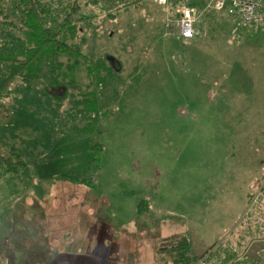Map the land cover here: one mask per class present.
Returning a JSON list of instances; mask_svg holds the SVG:
<instances>
[{
  "label": "rangeland",
  "instance_id": "rangeland-1",
  "mask_svg": "<svg viewBox=\"0 0 264 264\" xmlns=\"http://www.w3.org/2000/svg\"><path fill=\"white\" fill-rule=\"evenodd\" d=\"M68 1L45 0L56 18ZM79 1L90 16L62 38L80 54L16 75L0 101V264H167L158 250L178 237L198 259L242 234L232 264L248 263L264 211V31L207 10L199 35L169 37L166 5Z\"/></svg>",
  "mask_w": 264,
  "mask_h": 264
},
{
  "label": "trees",
  "instance_id": "trees-1",
  "mask_svg": "<svg viewBox=\"0 0 264 264\" xmlns=\"http://www.w3.org/2000/svg\"><path fill=\"white\" fill-rule=\"evenodd\" d=\"M189 3L192 2L188 1V3L185 4ZM181 4H184L181 0H168L166 6L169 11V9ZM80 8L81 4L79 0H69L63 8L64 12L62 11V15L56 18V16L52 14L53 8L49 6L45 0H14L13 9L15 13L12 15L6 9L4 0H0V26L8 30L13 29L19 33V37L15 39L18 41L14 48L12 43H14L15 40L13 38L10 40L8 39L9 42L11 41L10 43L7 42L5 38L3 45L0 46V65L5 63L8 65L6 70L0 68V101L16 75L30 77L29 71L31 68L33 67L35 70L40 63L44 64V59L49 56L55 57L60 54L73 56L75 53L80 54L78 48H75L71 43L62 38V34L68 29H75L76 21L90 16L88 14L75 15L74 13ZM203 22H205V20H203ZM177 37L185 38L182 36ZM8 38H11V36ZM115 66H119L118 62ZM4 109L5 108H1V114L3 116L6 115V113L3 112ZM13 162L16 164L13 165ZM12 163L6 160L5 170L17 171L23 165L20 159L12 161ZM75 180L77 182L85 181L78 178H75ZM144 205H146L144 200L138 201L136 206L137 212L145 211L147 206ZM261 212L263 215L260 217H262L263 221L260 223L257 217L254 218V220L252 219L253 224L250 232L264 233V211ZM214 244L215 243L211 246ZM207 252L208 250L202 253L199 258H204ZM158 253L160 261L165 255L167 256L165 261L171 264H192L199 259H197L196 255L191 254L190 240L186 235L172 240L165 248L159 249ZM212 253L213 250H210L209 254L211 255ZM236 256L235 250H229L225 253L224 258L227 261H231L230 264H232Z\"/></svg>",
  "mask_w": 264,
  "mask_h": 264
},
{
  "label": "built area",
  "instance_id": "built-area-1",
  "mask_svg": "<svg viewBox=\"0 0 264 264\" xmlns=\"http://www.w3.org/2000/svg\"><path fill=\"white\" fill-rule=\"evenodd\" d=\"M155 1L165 5L168 2V0ZM210 9L225 11L236 19L239 25H246L254 30L264 29V0H205L203 6L184 3L169 9L164 21V34L185 38L200 34L201 28L196 23L200 15ZM259 196L264 197V172L252 198L257 201L256 198ZM250 203V206H254L251 200Z\"/></svg>",
  "mask_w": 264,
  "mask_h": 264
},
{
  "label": "crops",
  "instance_id": "crops-1",
  "mask_svg": "<svg viewBox=\"0 0 264 264\" xmlns=\"http://www.w3.org/2000/svg\"><path fill=\"white\" fill-rule=\"evenodd\" d=\"M50 1H54V0H50ZM155 2V0H153ZM189 2H192V3H189V4H195L197 6H203L204 5V2L205 0H188ZM203 2V3H202ZM201 3V4H200ZM12 8H13V4H12ZM7 9V8H6ZM8 10V9H7ZM9 12H10V9H9ZM216 13L213 14V19L212 20H216V18L218 20H220V15L221 14H227L225 11H218V10H215ZM11 13V12H10ZM14 9L12 11V15L14 14ZM239 27H242L243 29V32H246V34H248V32L251 31V27L249 26H246V25H237L235 27V30L237 31V29ZM262 31H264V29H260ZM242 33V32H241ZM250 243L247 244V247L246 249L248 250V252L250 253V261L246 264H264V233H254V232H250ZM239 239H242L244 240V235L242 234V236L240 237V235L237 237L236 239V245L235 243L233 242V240L231 242H229V244H226L225 248L221 247L220 249H218L217 251H213L214 253H212L211 255L208 254L207 256H205V261H209L211 260V258L213 257H218V259H220L219 261L221 262L220 264H230L231 261H227L225 260L224 258V255L227 251H232V250H235V252H239V247H241V245H238L242 242H239L238 240ZM245 249V248H244ZM239 255H237L238 257ZM209 257V258H208ZM221 257H223L221 259ZM236 257V258H237ZM197 261V260H196ZM195 261V262H196ZM195 262H193L192 264H195ZM167 264H171V263H167Z\"/></svg>",
  "mask_w": 264,
  "mask_h": 264
},
{
  "label": "flooded vegetation",
  "instance_id": "flooded-vegetation-1",
  "mask_svg": "<svg viewBox=\"0 0 264 264\" xmlns=\"http://www.w3.org/2000/svg\"><path fill=\"white\" fill-rule=\"evenodd\" d=\"M111 59V62L115 65L117 63V60L114 59L113 57H109Z\"/></svg>",
  "mask_w": 264,
  "mask_h": 264
}]
</instances>
